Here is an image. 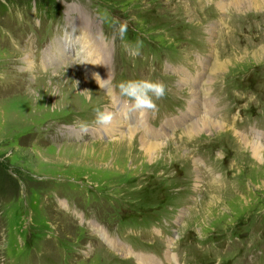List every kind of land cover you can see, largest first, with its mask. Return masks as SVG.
<instances>
[{
  "label": "rangeland",
  "instance_id": "374dc122",
  "mask_svg": "<svg viewBox=\"0 0 264 264\" xmlns=\"http://www.w3.org/2000/svg\"><path fill=\"white\" fill-rule=\"evenodd\" d=\"M228 1L0 0V264H264V153L252 159L236 135L264 131V8L223 11ZM73 26L107 55L111 92L126 79L166 85L153 125L196 97L182 77L194 67L226 129L189 138L179 122L153 163L138 133L111 146L92 132L111 95L83 71ZM215 61L226 67L207 87ZM224 83L239 101L213 97ZM129 245L137 254L119 250Z\"/></svg>",
  "mask_w": 264,
  "mask_h": 264
},
{
  "label": "bare ground",
  "instance_id": "6f19581e",
  "mask_svg": "<svg viewBox=\"0 0 264 264\" xmlns=\"http://www.w3.org/2000/svg\"><path fill=\"white\" fill-rule=\"evenodd\" d=\"M219 6L223 11H225L228 6L229 7L236 6L237 9H241L243 7L264 8V0H229L227 3L220 2ZM73 27L74 28L72 29L71 33H74L76 37L81 40L82 52L77 55L80 56L79 59L84 65L83 71L87 73L89 77L94 79L95 81L96 79L93 74H97L101 80H104V81H99V83L103 85L102 86L103 88L108 90L107 87L109 82V73H108L109 70L107 67V62L104 59L107 55L106 54L100 55L99 50L101 49H99L96 42L92 41L84 33L85 30H82V28L80 29L76 26ZM69 36L70 35L68 34L65 41H67ZM26 62L29 63L30 60L26 59ZM224 67H226L224 62L219 63L215 61L210 70V73L207 75L205 86L208 87V85L210 84L209 79L211 78V76L213 79V77L215 76L213 74H216L218 70L223 69ZM186 73L187 72L185 71V73L183 72L182 74L183 81L187 85H193L192 88H190V92H191V96L194 93L196 97H191V99L188 102L186 112L180 118L168 120L166 121V126L163 125L160 130H155L148 124L146 119L141 117L140 114L136 113L137 110H132L130 113H128L126 107L122 105L116 106L115 104L116 101L113 95L111 94L110 96L111 105L112 107L115 108V110L110 112L112 113V120L106 126L99 125L98 128L92 132H97L98 136L100 135L105 136L104 138L106 137H109L111 139L116 138V140L110 141L111 146L116 148L118 146L128 147V145L134 142L135 137L138 133L139 143L141 145L142 157L143 159H148L149 162L153 163L155 160L162 158V154H163L162 150L164 149V146L159 144L160 142L158 143V141H160L161 138L163 137L167 138L166 136L167 130L169 128L173 129L179 124V122H182L184 125H186V129L185 131H183L182 136H187L189 138H191L192 135L194 134L197 135L202 134L203 130H209V131L218 130L219 132L222 131L223 129H226L225 128L226 124H224L218 119L216 120L212 119L213 118L212 116L215 112V110L212 107V101L209 99V97L206 98L199 97V95H201L200 92L194 90L195 78L192 77L191 75H189L188 78H184L187 75ZM74 80L75 83L71 85L70 87L71 89L78 90L82 94H89V92H91L88 81L86 84L80 82L78 79H74ZM67 95H71V94H67ZM192 106H194V109L191 108ZM189 119H193V121H186ZM123 122H125L124 126H123ZM123 131L125 135H123ZM236 135L240 138L242 142V146H244L250 152L252 159H255L259 162L262 161L264 146L261 143L259 137H252L250 139L249 137L245 135H241L240 133H236ZM98 145L101 144L98 143ZM104 239L106 238L104 237ZM127 255L128 254H126V257ZM144 259L146 260L145 261L146 264L154 263L152 259L150 260L146 257L140 259L139 262L143 264Z\"/></svg>",
  "mask_w": 264,
  "mask_h": 264
},
{
  "label": "clouds",
  "instance_id": "9594fccd",
  "mask_svg": "<svg viewBox=\"0 0 264 264\" xmlns=\"http://www.w3.org/2000/svg\"><path fill=\"white\" fill-rule=\"evenodd\" d=\"M127 32V24H119V35L123 40ZM135 52L139 54V45L136 46ZM100 87L103 85L99 81H104L99 78L97 74H93ZM115 88L118 89L120 96L127 98L130 102L131 107L141 114L147 111L155 112L158 110L156 101L162 99L166 95V85L159 80H153L150 77L137 78V79H126L119 81ZM109 95L112 94L111 89H108ZM95 122L98 125L106 126L112 120V113L107 110H101L96 107L94 109ZM81 128L85 127L84 123H80Z\"/></svg>",
  "mask_w": 264,
  "mask_h": 264
}]
</instances>
